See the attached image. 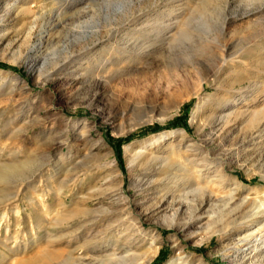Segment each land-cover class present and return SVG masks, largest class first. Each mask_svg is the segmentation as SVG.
I'll return each instance as SVG.
<instances>
[{"label":"rangeland","instance_id":"374dc122","mask_svg":"<svg viewBox=\"0 0 264 264\" xmlns=\"http://www.w3.org/2000/svg\"><path fill=\"white\" fill-rule=\"evenodd\" d=\"M164 9L166 43L88 69L104 44L85 46ZM263 104L264 0H0V264H119L129 248L140 264H264V227L242 241L262 215L224 236L211 224L264 199ZM71 211L49 234L38 224Z\"/></svg>","mask_w":264,"mask_h":264},{"label":"bare ground","instance_id":"6f19581e","mask_svg":"<svg viewBox=\"0 0 264 264\" xmlns=\"http://www.w3.org/2000/svg\"><path fill=\"white\" fill-rule=\"evenodd\" d=\"M169 10L170 9L160 10L157 19H154V20L143 19V20H141L140 23L136 24V26L134 27L132 32H129L127 30L128 29V22H131L132 18H129V16L128 17L126 16V18L124 19V22H122L120 24V27L118 26V28L109 29L107 31V36H106L107 38L105 39L106 42H101L102 41V40H100L101 38L100 39L99 38L94 39L91 42L92 46H90V44H89V45L85 46V49H87V50H92L94 48L96 49L97 46H100L103 43L104 44L103 53L100 55H97L95 57L96 62L92 63L88 69H92V70L97 69V71L105 72V71L109 70V64L110 63H112V65H116V66L119 65L122 67V65H120V64L123 63V61H125L126 58H128L130 60L133 59L132 61H138V60L142 59V57L149 55L157 47L158 42L161 41L163 43L172 37V34H168V33L173 31V29L175 28L174 24L176 23V21L173 20L174 16L171 15V10L170 11ZM84 51L85 50H83L81 53H85ZM221 51H222V53H224L226 51V49L222 48ZM123 54H126L125 58H123ZM130 56H131V58H130ZM102 57H104L103 60H102ZM221 57H222L223 64L225 65L224 68L226 70L228 63L232 62L231 61L232 59L230 57L228 59L227 55H225V54H224V56L221 55ZM86 60H87L86 56H82L80 58V61H86ZM219 61H221V60L219 59ZM233 63L235 64V62H233ZM227 69H228V67H227ZM120 70H121V68H120ZM229 70L233 71L232 68H229ZM207 79L208 78H206V77L202 78V75H201L200 81H201V83H202V80L206 82V81H208ZM256 86H257L256 84L253 85V88H256ZM168 91H169V89H168ZM170 98L171 97H169V99ZM209 98H210L209 95H204L203 97H200L199 101L195 104L196 105L195 110L193 111V118L196 119L197 129L200 131H202V128H204V125H202V119H201L200 115L202 112V108L205 107L206 102ZM244 99H245V101L242 104V108H243V106H245L248 103V102H246L247 97H245ZM229 101H230L229 99H223L222 103L219 106L223 105V107H225L226 105H228ZM246 112H247V108L240 109L239 107H236L234 110L228 112V115H226L225 117H222V120L224 118L223 123L228 124L229 120L227 117H235V118L236 117H243V115ZM261 115H262V117L260 119H262L264 117V104L262 105V108H261ZM257 121L259 122V120H257ZM203 123H204V121H203ZM223 123H222V125H223ZM204 124H207V122H205ZM133 145H134V143H132L131 146L125 148L126 154L130 152ZM142 155H143L142 152H140V151L136 152L135 151L134 156L139 160V162H141L143 159ZM8 170H9V168H8ZM6 177H8V174L6 175ZM151 182H152V180H149V183H151ZM136 183L137 182H135L134 185L138 188V191L143 192L144 191L143 184L142 183L136 184ZM230 198L232 200V197H230ZM204 199L205 198L202 196L200 203H203ZM245 200H247V199H245ZM243 202H245V201L243 200ZM44 211H45V213L51 212L50 210L49 211L44 210ZM88 212H91V211L84 210L82 213L87 214ZM103 212L107 213L108 210H103ZM213 213L215 214L213 216L215 219L211 222V224H213V227H212L213 230L212 231L218 232L223 236L228 234L232 229H235V228L241 226L243 224V222L246 220H250V221L254 222L255 218H257V216H259V215H262L263 222H260V220H258L257 222L259 225L257 227L253 226L252 228H250L249 233L246 234L242 238V241H243V239H248V237L254 235V232H256L257 229L264 227V199H259V200L256 199V201L252 204L251 210H243L239 214L236 212V210H215V211H213ZM174 215H175V213H173V216ZM75 216H76V213L74 211L65 212L64 214H55V215L53 214V215H51V217L49 216L50 219H48L46 214H42L41 216L38 217V224L40 225V227L42 229L45 228L47 231V234H49L51 229H53L57 226L63 225L65 223H68ZM197 217H199V216H197ZM257 222H255V224H257ZM252 225H254V224H252ZM110 228H107L105 230V234L112 233ZM59 238H60V236L58 237L56 235L54 236L53 234H51L47 239H49L48 240L49 242H54V241L58 240ZM262 238H263V235L261 234L260 236L255 238V240L260 241V240H262ZM263 241H264V239L262 240V242ZM1 244L3 246H5L4 242H1ZM87 244L89 245V243H87ZM259 246H260L259 243H256L254 245V249L256 250ZM234 248H235V245H234ZM86 250L88 251V249H86ZM128 250H126V253L124 255L123 254L117 255V256L113 255L117 259V262L119 264H140V263L136 262V260H137L136 252L134 250L133 251L132 250L128 251ZM245 253H247V252H245ZM87 256H89V255H87V254L85 256L81 255L80 258H84ZM91 256H93V255H91ZM177 259L184 261L185 256L173 257L167 264H174ZM102 261L103 260H101V263H102ZM106 262H108V261H106ZM113 262H115V261H113ZM103 263H104V261H103ZM20 264H36V263L34 261H23ZM61 264H72L69 256L66 257ZM77 264H79V263H77Z\"/></svg>","mask_w":264,"mask_h":264}]
</instances>
